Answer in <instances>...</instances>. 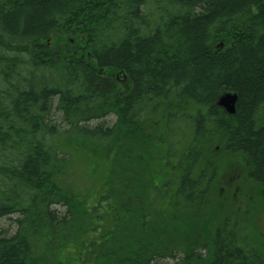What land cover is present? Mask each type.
<instances>
[{
  "label": "trees",
  "instance_id": "1",
  "mask_svg": "<svg viewBox=\"0 0 264 264\" xmlns=\"http://www.w3.org/2000/svg\"><path fill=\"white\" fill-rule=\"evenodd\" d=\"M239 152L264 181V0H0V264H264L209 207Z\"/></svg>",
  "mask_w": 264,
  "mask_h": 264
},
{
  "label": "rangeland",
  "instance_id": "2",
  "mask_svg": "<svg viewBox=\"0 0 264 264\" xmlns=\"http://www.w3.org/2000/svg\"><path fill=\"white\" fill-rule=\"evenodd\" d=\"M219 175L210 193V208L220 209L223 212H235L245 217L246 221L255 226V231L264 237V206L252 210L249 194L255 189V184L248 177L246 166L238 153L228 154L222 158L219 166ZM208 208V206H207ZM254 215V217H253ZM13 220L3 219L0 226L9 233L14 232Z\"/></svg>",
  "mask_w": 264,
  "mask_h": 264
},
{
  "label": "flooded vegetation",
  "instance_id": "3",
  "mask_svg": "<svg viewBox=\"0 0 264 264\" xmlns=\"http://www.w3.org/2000/svg\"><path fill=\"white\" fill-rule=\"evenodd\" d=\"M238 155L241 156V160L243 161L244 166H246L243 154L241 152H239ZM246 172H247L248 177L255 184V189L252 191L251 194H249V197L251 199L249 201V203L251 204L252 210L253 209L254 210L260 209V211H261V208H263V206H264V181L260 182V181L256 180V178L251 177L249 171L246 170ZM253 217H254V215H253Z\"/></svg>",
  "mask_w": 264,
  "mask_h": 264
},
{
  "label": "water",
  "instance_id": "4",
  "mask_svg": "<svg viewBox=\"0 0 264 264\" xmlns=\"http://www.w3.org/2000/svg\"><path fill=\"white\" fill-rule=\"evenodd\" d=\"M238 95L234 92H226L219 97L218 105L224 108L228 113L236 112V101Z\"/></svg>",
  "mask_w": 264,
  "mask_h": 264
}]
</instances>
